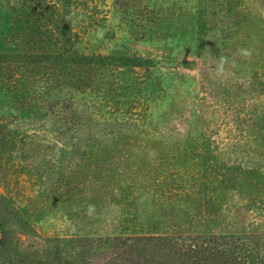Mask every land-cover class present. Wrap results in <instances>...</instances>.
Segmentation results:
<instances>
[{"label": "rangeland", "instance_id": "1", "mask_svg": "<svg viewBox=\"0 0 264 264\" xmlns=\"http://www.w3.org/2000/svg\"><path fill=\"white\" fill-rule=\"evenodd\" d=\"M247 1L264 17V0ZM186 3L0 0V264H190L195 253L187 244L196 235L218 257L223 249L241 255L236 246L246 243L264 258V208L245 198L248 181L224 189L197 180L187 189L207 159L258 162L264 171V77L252 82L230 65L247 50L246 30L224 44L220 32L200 31L197 8L188 15ZM23 6L39 12V28ZM218 47L233 56L222 58ZM77 49L87 54V69H98L100 89L69 81L61 96L79 111L96 103L142 110L153 127L142 135L173 138L187 145L186 154L164 148V139L130 149L91 140L57 107L39 109L33 96L46 80L54 86L59 67L77 77ZM48 89L43 97L57 101V90ZM162 149L167 177L148 190ZM144 164V173H133ZM178 168L183 181L170 175Z\"/></svg>", "mask_w": 264, "mask_h": 264}, {"label": "trees", "instance_id": "2", "mask_svg": "<svg viewBox=\"0 0 264 264\" xmlns=\"http://www.w3.org/2000/svg\"><path fill=\"white\" fill-rule=\"evenodd\" d=\"M185 6L187 7L185 13L188 15L192 12L194 7L197 8V23L200 31H203L204 34L211 30L216 31V33L220 32L221 37L219 38V41L224 38V44H227V41L229 38H232L234 32L246 30L247 33L245 39L247 40V50L243 53H238L242 58L239 56L232 58L229 61L230 65L235 63L232 67L237 71V73L244 75L252 82L264 77V17L261 16L262 13L259 12L258 4L256 2L251 3L247 0H187ZM22 14L26 17L27 22L35 17L34 23L35 25L37 24L39 28V12L35 11V8L30 9V7L23 6ZM192 16L194 17V15ZM202 18L206 19L203 24H201ZM73 45L74 44H72V46ZM217 49V54L222 56V58L226 59L233 56L232 54L228 55L229 53L224 51V47H218ZM73 56L74 66L71 70L73 71L74 76L77 75V77L73 79V75H71V79H68V75L71 74L70 71L67 73L64 70L66 66H64V69L59 67L60 70L56 78L57 81L54 82V86L46 80L44 84H48L39 85V96H36V98L35 96H33L34 98L32 97L33 99L39 100V109L47 106V108L51 110L54 107H57L59 110L57 114L62 113L64 115L62 117L64 122L69 124L71 128L75 129L77 132L79 130H87L89 134L92 133L91 138H89L91 140H100L102 142H106L107 144H114V146L128 148L132 146H139L141 144L148 146L149 142L162 143V139H164L162 137L154 136L146 139L145 136L142 135L143 132L148 135L151 131H153V127L148 120L147 115L142 110H123V107L119 106L118 103L111 105L108 109H106L103 104L96 103L93 104L91 109L88 107L85 111H79L74 105L75 102H72V98H67L66 95L61 96L67 85L70 83L69 81H72L70 84L74 88L79 89L83 88V86L85 88L90 86L97 92L100 89V84L96 83L98 69L94 70V67L87 69L85 66L87 63V54L79 52V49H77L74 50ZM98 56L102 55L100 54ZM106 65L107 64L104 62L101 64L103 67ZM31 72H35L34 77H36L37 74H39V69L36 70L33 68ZM49 85L50 87H54L59 93L57 94V101L50 102L48 97H43V94L50 91L48 89ZM166 139H164V148L172 150V152L174 150L178 151L179 156H181V154H186V144L174 141L173 138ZM197 146L198 145L195 144L194 146H191L190 149H195ZM181 148L182 151H180ZM168 158L169 153H166L162 149L161 157H159L160 161L149 168L151 175L149 177L150 188H148V190L153 189V191H157L158 185L161 183V181H157L158 176L159 178L161 177V179H163L165 175V178L167 177V174L164 175V173H167L168 171L165 169L167 165L161 161L164 159V162L166 163ZM216 159L211 161L207 159L202 165H197L195 168L197 177L191 179L193 181L192 183L186 182L188 183L187 189L191 191L192 187L194 188L196 186L197 180H202L199 181L201 185L206 182H217L218 187L224 189H236L238 188L240 181H243L244 183L248 181L249 185L245 189H243L244 187H241V191L244 192V190H246L244 192L245 198L256 208L263 209L264 206L261 201L262 197H264V171L261 164L258 162H252L251 164L235 165V163H229L219 158ZM185 163L186 161L184 158L181 167H185ZM174 164L178 165V163ZM174 164L171 163V165ZM148 167L149 166L147 164H144L142 168H136L133 173H144ZM180 173L181 172L178 168L176 172H171L170 175H175V180L183 181V178L186 176V172H183L182 174ZM156 183L159 184L157 185ZM251 187L255 189L254 194H252V192L250 193ZM174 189L167 190V194L170 195ZM183 189L184 187L182 186V190ZM189 193L190 192H187L185 194L187 195ZM179 194L180 193L175 192L170 196L179 198L177 197ZM152 196L154 197L156 194H152ZM181 197H183L182 194ZM168 198L170 197L164 198V200L166 201ZM153 232L160 233V235H157L158 237H161L162 234L165 233L164 227L160 224V222L153 224ZM261 236L262 234H260V237ZM181 237L182 234L178 236V238ZM196 238H199V235H196L194 239L187 244L188 250L195 253L193 261L190 264H264V258L259 254L260 248H257L255 251H253L252 248H246L249 247L250 244L242 243L236 246L239 247V251L243 253L241 255L230 254V256H227L225 254L226 251L223 249L222 253L218 257V253L210 251L212 247L209 249L207 246H204V242H200L199 240L196 241ZM165 239L168 240L166 237ZM217 245L221 246L222 243ZM171 247L177 249L176 244L172 243ZM208 249L209 253H206V250Z\"/></svg>", "mask_w": 264, "mask_h": 264}]
</instances>
